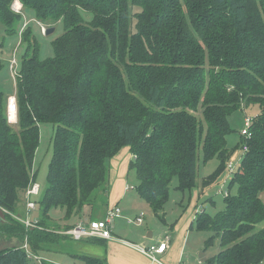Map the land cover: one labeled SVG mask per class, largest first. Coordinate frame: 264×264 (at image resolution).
Masks as SVG:
<instances>
[{
    "label": "trees",
    "instance_id": "obj_1",
    "mask_svg": "<svg viewBox=\"0 0 264 264\" xmlns=\"http://www.w3.org/2000/svg\"><path fill=\"white\" fill-rule=\"evenodd\" d=\"M15 1L0 0L8 33L17 32L28 10L48 27L61 20L64 31L45 59L24 32L17 123L0 92V208L7 218L0 236L22 241L0 249V264H53L31 259L26 241L39 256L68 251L75 240L60 231L76 225L87 207L90 220L105 216L111 160L125 146L140 197L163 220L173 178L191 191L201 151L204 161L217 157L225 167L233 151L230 118L252 104L260 112L252 137L238 143L248 144L232 181L238 191L225 197L223 210H202L192 224L219 238L215 264L264 263V0H19L21 12ZM46 122L55 126L54 154L38 218L27 227L16 218L17 202L36 182ZM55 209L64 212L60 220Z\"/></svg>",
    "mask_w": 264,
    "mask_h": 264
},
{
    "label": "rangeland",
    "instance_id": "obj_2",
    "mask_svg": "<svg viewBox=\"0 0 264 264\" xmlns=\"http://www.w3.org/2000/svg\"><path fill=\"white\" fill-rule=\"evenodd\" d=\"M45 24L41 23L34 11L28 10L22 13V17L20 19V23L17 27V32L10 34L6 31V25L0 21V92H2L6 97L15 95L17 93V79L15 80L13 76V70L11 69V63L15 59L17 61L16 70L19 72L21 61L26 53L28 41L24 37V32L27 30L32 38V42H36V46L38 47L39 57L41 59L49 58L54 56V41L62 35L64 31L63 22L60 20L57 22L54 32L47 34L46 30H43V26ZM48 29L49 27L45 25ZM243 111L235 112L231 118V126L233 131L228 136V145L232 151L229 161H232L234 157L243 155V146L239 145L241 139V130L243 128L244 117L246 114L251 116H256L260 112V108L258 105H250L245 106ZM15 126V125H14ZM17 129V126L15 127ZM40 144L36 151L35 160H34V173H35V181L40 185V193L38 195L32 196L31 200L39 203L44 195V192L48 183V174L50 169V163L54 154V136H55V126L52 123H41L40 124ZM243 138V137H242ZM126 150L128 151L130 163L131 150L129 146H126ZM119 155V152L117 153ZM116 157V156H115ZM116 159V158H115ZM226 163V164H227ZM239 167V165H238ZM120 166L117 168L114 173L119 174ZM218 171L219 175L216 180L209 184L205 185L204 179L210 174ZM129 174L124 178V186L129 185L131 187V193L126 195L121 202L120 208L122 210V216L134 217L136 213H143L144 223L142 225H137L134 223L126 224L123 226V229L126 231L133 230H141L142 232H147L151 228V215L154 213L151 208H144L142 205L137 206L136 208L127 207V202H131L133 198L138 196L137 187L139 184V178L134 170L128 169L126 171ZM126 174V175H127ZM233 177L234 175L230 173L227 167H221L219 159L217 157L210 159L208 161H204L202 158V151L199 156L198 161V174L195 185L192 187L191 191L187 190L183 192L179 188V179L178 177H174L169 189V199L165 204L164 210L162 212V216H166L170 219L177 220L181 214L188 207L193 211V218L196 217V214L202 211L204 208L210 214L214 215L219 211L223 210L226 206L225 195L227 192L230 195H235L238 191L237 186L233 185ZM116 181V177L112 178V184L110 189V194H112V190ZM119 183L117 184V186ZM117 186L113 191V195H117L119 192L117 191ZM27 198L24 194L19 195V200L17 202V210L16 214L21 216L23 219H30L31 221H35L38 218L39 211L38 209H31L28 211L26 206ZM143 201V200H142ZM146 206L147 203L143 201ZM119 201L113 202L112 207H115ZM166 212V214H165ZM6 212L0 208V222H6L7 218L5 216ZM52 216L60 220L62 216H64V212L61 209H55L52 211ZM190 214H186L188 217ZM91 215L90 208L84 211V217L89 219ZM98 216L95 218L102 217ZM121 219L116 218L115 221L118 222ZM114 221L113 225L116 224ZM154 223L157 226H161L164 229V224L161 218H154ZM139 226L140 228H137ZM115 227V225L113 226ZM119 226L114 228L115 232L123 236L125 238H131L127 234H124L125 230H119ZM148 233V232H147ZM146 233V234H147ZM213 235L212 231H200L189 232V246L188 249L195 247L196 245L203 244L205 241L208 242V245L205 244L206 249L201 250L199 255L194 256L190 261L191 264H215V260L212 261L213 256H217L219 251L221 250L220 240L219 238H211ZM202 239V240H201ZM133 240V239H131ZM84 241V240H83ZM22 241L17 237H5L0 236V249H4L6 247H13L21 245ZM135 243L134 241H132ZM77 243V242H76ZM140 244V243H137ZM91 248L97 249L95 246ZM85 251H88L86 249ZM42 259L49 260L54 264H86L85 261L79 257L68 254L64 250L55 253H43L41 255ZM209 258V259H207ZM186 259V258H185ZM185 262V261H184ZM264 264V263H261Z\"/></svg>",
    "mask_w": 264,
    "mask_h": 264
},
{
    "label": "crops",
    "instance_id": "obj_3",
    "mask_svg": "<svg viewBox=\"0 0 264 264\" xmlns=\"http://www.w3.org/2000/svg\"><path fill=\"white\" fill-rule=\"evenodd\" d=\"M16 1L21 3L19 0ZM127 154L128 151L126 150V146H125L119 151V155L117 154L116 157L114 156L111 160L110 189L112 184V178L114 176L116 177V181L112 190V194H109L108 208L112 207L114 200L119 201L120 204L119 203L118 204L120 206L121 202L123 201V198L129 193H131L132 189L129 188L130 186L129 185L124 186V180H125L124 178L126 177L127 179V176L129 175L126 173V171L128 169V165H130V163L128 162L129 156ZM132 157L133 155L131 154L130 160L132 159ZM119 166H120L119 174L118 171L117 173H114V171L117 168H119ZM118 183L119 185L117 186ZM116 186H117V191L119 193L117 195H113V191L116 188ZM126 205L127 207H132V208H136L137 206L140 207V205H142L144 208H150L148 204L146 206V204L142 201V198L140 197L139 194L137 197L133 198L131 202L128 201ZM88 208L89 207H87L86 209ZM189 210H190V214L187 217L186 214L189 213ZM203 210L206 209L204 208ZM192 213L193 211L187 207L186 210L181 214V216L177 220L170 219L164 216L162 222L166 229H164L161 226L155 225L154 218H157V216L155 215V213H152L151 228H148L150 229V232L148 230L147 231L148 233L146 232L147 234L145 232H142V229L141 230L132 229L131 231L128 230L126 231L125 229H123V226H125L126 224H130L127 221V217L129 216H120L118 217V219L121 220H119L118 222L115 221L116 222V224H114L115 227H113L112 229V233L115 237L111 239L95 237V238H88L84 241L83 240L74 241V243L72 244H67L68 248L66 249H68V251L71 252V255L79 256L82 259L84 256L105 258L108 264H191L192 262L190 260L194 256L199 255V252L203 250L205 244L208 245V242L205 241V243L203 244H199L196 245L195 247H192L191 249H188L189 240L191 238L189 237V232L194 230L196 232H200V230L196 229V227L192 224L194 221ZM138 215H140V213L135 214V216ZM81 220H89V219L82 217L77 221V223ZM117 226L120 227L119 230H125L126 232L124 234H127L131 238H125L123 236L118 235L115 232L116 229L114 230V228H117ZM137 228L140 227L137 226ZM122 240H127L129 242L134 241L135 243H140L147 246L151 244H159L160 242L167 241V247L163 253L156 254L158 260H153L147 255L138 251L136 248L126 244ZM92 246H95L99 250L91 248ZM86 249H88V251H85ZM205 249L206 247L204 248V250ZM68 251L65 250V252L70 254ZM214 258L215 256L212 257V261L214 260Z\"/></svg>",
    "mask_w": 264,
    "mask_h": 264
},
{
    "label": "built area",
    "instance_id": "obj_4",
    "mask_svg": "<svg viewBox=\"0 0 264 264\" xmlns=\"http://www.w3.org/2000/svg\"><path fill=\"white\" fill-rule=\"evenodd\" d=\"M15 11L21 12L22 11V4L18 1H15L13 5ZM43 30H46V26H43ZM16 64L17 61L14 59L11 63V69L13 70V76L15 80L17 79V76L19 75V72L16 70ZM7 114L8 119L11 123L17 122L18 119V103H17V97L15 95H11L8 97V108H7ZM256 116H251L246 114L244 117V123L243 128L241 130V136L243 139H248L252 137V126L254 123ZM248 151V144L245 143L243 146V155L234 157L232 161H229L226 164L227 169L232 173L233 175L238 170V165L240 166L245 153ZM131 188V187H129ZM40 193V185L37 182H34L31 184V186L26 191V206L28 211L31 209H36L37 204L36 202L32 201L31 198L34 195H38ZM230 193L227 192L225 197L229 196ZM143 213L141 215L135 216V217H127V221L129 223H134L137 225H141L144 222ZM122 216V210L119 205L115 207H109L106 211V214L103 218L96 219V220H81L76 225H74L72 228L64 231V234L70 235L75 241H82L84 239L88 238H104V239H111L115 237L112 233L113 229V223L116 218ZM16 218L23 221L27 227H33L35 226L36 221H31L30 219H23L21 216H16ZM126 244L136 248L141 253L147 255L153 260H158L156 254L163 253L167 247V241L160 242L159 244H151V245H144V244H137L133 242H129L127 240H122ZM23 248L26 249L29 257L33 260H36L38 262L42 261L41 256L36 255L32 249L30 248L27 241L23 244Z\"/></svg>",
    "mask_w": 264,
    "mask_h": 264
},
{
    "label": "water",
    "instance_id": "obj_5",
    "mask_svg": "<svg viewBox=\"0 0 264 264\" xmlns=\"http://www.w3.org/2000/svg\"><path fill=\"white\" fill-rule=\"evenodd\" d=\"M54 30H55V27H49L48 29H46V33L50 34V33L54 32Z\"/></svg>",
    "mask_w": 264,
    "mask_h": 264
}]
</instances>
